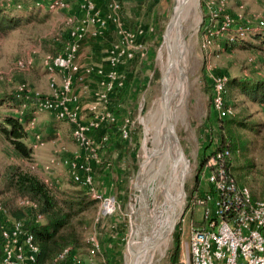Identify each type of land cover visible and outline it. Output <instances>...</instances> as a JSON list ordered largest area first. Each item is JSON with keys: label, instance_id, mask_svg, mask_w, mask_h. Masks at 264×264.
I'll list each match as a JSON object with an SVG mask.
<instances>
[{"label": "rangeland", "instance_id": "obj_1", "mask_svg": "<svg viewBox=\"0 0 264 264\" xmlns=\"http://www.w3.org/2000/svg\"><path fill=\"white\" fill-rule=\"evenodd\" d=\"M50 1L0 0V6H20V10H14V15L20 14L24 19L22 25L0 35V121L10 112L8 97L16 90L24 88L30 93L27 97L19 95L22 108L27 106L25 102L35 104L38 101L37 92L43 97L52 94L49 85L52 75L44 60L47 54L55 55L49 51L53 39L68 29L71 32L77 24L83 25L86 33L88 28L98 32L89 18L95 12L108 17L107 26H113L115 31L116 42L113 50L108 52L109 60L114 54L119 57L114 53L117 48L123 49L124 53L115 65L109 63L104 74L100 70L103 66L97 68L98 73L102 72V76L108 79L103 77L99 82V107L80 110L78 97L72 91L73 84L70 94L74 98L68 106L75 110L78 122L90 125L92 112L102 113L106 107L109 108L100 94L108 91L109 82L105 81L115 79L113 83L117 90L124 93L120 104L124 121L116 138L120 141L117 148L121 154L117 157L115 151L105 152V146L112 137L108 131L114 126L113 115L100 119L97 126L91 125L86 131L90 139L82 143L74 135L75 124L60 116L58 111L41 109L34 112V123L26 126L31 134H35L29 159L17 155L0 134V223L13 220L10 208L30 205L22 203L27 198L17 197L7 186L8 167L19 165L35 173L52 187L57 197L63 198L68 192L70 177L75 174L72 165L75 163L76 167L84 168L80 173L76 171L79 180L72 175L73 179L86 188L90 199L98 194L101 197L112 196L115 201L114 210L109 214L100 212V199L98 201L97 198L96 204L81 213L83 240L94 234L100 249L94 255H88L85 247L80 252L83 258L78 254L75 260L81 264H169L170 251L178 239L179 259H182L190 227L197 225V219L202 218L203 208L194 205L193 197L208 189L206 174L201 175L200 171L208 154L225 136L217 122V108L211 103L213 81L219 75H225L226 81L264 77V42L244 34V39L237 44L222 48L214 38L211 39L207 30L212 28L220 33L219 26L221 29L232 25L238 28L248 23L257 26L254 28H264V0H186L179 13L180 38L174 35L168 44L165 42V29L175 12L177 0H68L67 7L49 10ZM83 4L89 5L88 8ZM94 40L97 38L86 40V45H89L80 51V61L76 59L80 46L75 52L74 63L78 71L73 76L79 81L94 71L95 66L92 65L102 55L94 52V56L88 59L93 50L87 48ZM105 52L102 51L104 55ZM169 54L178 63L175 71L169 69ZM53 76L59 89L61 73ZM168 78L171 80L167 81ZM166 83H171V86ZM165 90L169 119L188 163L184 168L183 181L182 163L171 171L172 155L179 148L173 134L166 129ZM226 99L231 106L228 134L240 145L238 154L233 153L230 157L229 170L238 181L246 184L244 172L250 168L255 187L246 185L255 192L261 188L259 177L264 173V106L248 101L236 89L228 88ZM115 101L112 97L110 104ZM103 135L107 136L105 141L101 137ZM103 169L119 170L118 174L112 173L104 181L108 185V193H103L97 182ZM103 177L102 174L99 181ZM167 186L176 197L182 193L181 199H171L174 205L171 230L164 232L154 245L134 258L143 241L152 238L154 228L163 223L166 216L163 214L167 211L162 209L170 201ZM86 256L91 257L90 260Z\"/></svg>", "mask_w": 264, "mask_h": 264}, {"label": "built area", "instance_id": "obj_2", "mask_svg": "<svg viewBox=\"0 0 264 264\" xmlns=\"http://www.w3.org/2000/svg\"><path fill=\"white\" fill-rule=\"evenodd\" d=\"M67 4L68 0H51L48 9H62L67 7ZM83 5L87 8L89 6ZM91 15L89 18L97 30H102L107 26L108 17L95 12ZM88 21L89 19L86 22ZM262 23L260 21V24ZM85 34L84 26L77 24L70 32L71 40L67 43L65 50L55 55H46L44 63L49 74L52 75L49 83L52 94L43 97L37 92L38 101L35 103L37 108L35 112L41 109L56 110L60 116L66 117L72 124H75L74 135L82 143L85 139L86 142L89 141L90 136L86 134V131L91 128V125L97 126L100 119L113 115L109 106L112 99L110 93L113 89L111 82H109L108 91L100 94L105 106L109 108L106 107V111L102 113L92 112L90 125L85 126L78 122L75 110L72 106L71 108L68 106L74 98L70 94L73 75L78 71L74 63L75 52ZM114 53H117L119 57L116 54L112 55L111 65L119 62L118 58L123 56L124 50L120 51L117 48ZM57 72L61 73L59 89L56 87L53 76ZM225 81V75H219L213 81L212 103L220 113L231 112V107L224 108L222 98ZM16 91L18 97L21 94L24 97L30 94L24 88ZM28 123H34L33 117ZM101 137L103 141L107 139L105 135ZM230 157L231 153L228 148L216 150L207 156L200 174H206L208 189L193 197L194 205L203 208L202 218L197 219V225H191L183 258L179 259L176 264H264V177L261 188L254 192L250 186L236 180L232 175L227 162ZM65 162L68 163V160ZM72 165L79 173L84 168L76 167L75 163ZM76 171L72 175L74 179L79 180V174ZM89 179L90 176L87 178L88 182ZM95 198L98 201L100 199L102 214H109L114 210L115 201L112 196L101 197L95 194ZM24 200L22 203L34 206L28 199ZM85 241L89 255H94L96 251H99V241L94 234H89ZM37 254L38 246L34 242V236L24 223L19 220H3L0 223V264H37Z\"/></svg>", "mask_w": 264, "mask_h": 264}, {"label": "trees", "instance_id": "obj_3", "mask_svg": "<svg viewBox=\"0 0 264 264\" xmlns=\"http://www.w3.org/2000/svg\"><path fill=\"white\" fill-rule=\"evenodd\" d=\"M19 7L11 6L10 4L8 6H0V35L16 28L20 24L22 25V22L24 23V19L19 16L20 14L14 15V10H20ZM26 18L29 19L30 17L27 16ZM254 27L257 26L251 23L238 28L232 25L221 29L219 26L220 33L215 32L212 28H208L207 32H210L211 39L214 38L219 47L229 48V46H233L244 39V34L264 42V28ZM53 40V46L51 44L49 51L52 54L62 53L67 43L71 40L70 29ZM228 88L230 90L236 89L237 93L244 96L248 101L264 106V77L240 80L232 78L225 81L224 91L222 92L224 108L231 107L226 99ZM213 93V88H211V103ZM123 94L122 90H117L116 85L110 93L113 101ZM8 98L7 104L10 112L5 114L0 121V134L17 155L23 159H29L32 154L34 133L31 134L26 126L33 117V113L37 110L36 105L31 102H25L27 106L22 108V104L19 103L22 98H18L16 93L10 94ZM2 99L7 100L6 98ZM217 114H219L217 117L218 125L223 129L222 134L224 133L225 136L217 146H214L216 148L210 154L224 148L230 150L231 156L233 153L238 154L240 145H237L236 140L228 134L229 112H218ZM108 132L110 133V131ZM227 162L230 167V160ZM244 174L250 176V178H246V175L244 176L243 180L245 183L253 184L250 186L255 187L250 168L246 169ZM232 175L234 174L232 173ZM263 177L264 173L259 177L260 187ZM6 180L7 186L17 197L27 198L34 204V206L28 205L24 208L20 206L14 209L10 208L9 213L13 220H19L24 223L33 234L34 242L38 246L37 264H63L66 262L69 264H81L79 261L76 262L75 258H78V254L83 248L86 247L87 249V243L83 240L84 221L80 215L88 207L96 204L97 199H90L86 188L80 184V181L74 180L72 175L68 182V192L63 198L57 197L52 191V187L43 178L22 169L19 165L8 167ZM252 190L254 191V189ZM3 205L6 206L4 202ZM36 216H39V219ZM179 256L180 242L178 239L170 251L169 264H176Z\"/></svg>", "mask_w": 264, "mask_h": 264}, {"label": "crops", "instance_id": "obj_4", "mask_svg": "<svg viewBox=\"0 0 264 264\" xmlns=\"http://www.w3.org/2000/svg\"><path fill=\"white\" fill-rule=\"evenodd\" d=\"M31 19V18H29ZM97 33V34H96ZM97 38V40H94L93 43L90 44V46H88L87 50L92 49L93 52L90 53L87 57L88 59H91L92 56H94V52H100L101 57L98 58L96 61H98L96 64L92 65L94 67V71L88 75L87 77H85L82 81L77 80V78L75 79L74 77V81H73V86H72V91L77 95L78 100H79V106H80V110H86V109H91L93 107H95V109L97 108V106L99 107L101 104V100H99V94L97 90H101V87L99 85L100 79H102L104 76H102L104 74V72H106V70L109 68V55L108 52L109 50H113V44L114 42H116V35H115V31L113 29V26H106L105 28H103L102 30H99L98 32H94L93 30H90L88 28V32L84 35V37L82 38V40L80 41V47L78 48L77 54H76V59L79 60L80 59V51L84 50V48L89 45H86V40H89L91 38ZM34 46V45H32ZM112 46V48H111ZM111 48V49H110ZM86 50V51H87ZM102 51H106L105 55L102 53ZM80 61V60H79ZM102 67V72L99 74L98 73V67ZM83 67V66H82ZM90 77V80H88V77ZM92 78V79H91ZM104 79L108 80L107 78L104 77ZM115 80V79H114ZM114 80L112 81H105L107 82H115ZM91 84H90V82ZM89 82V83H88ZM113 88L115 87V83H113ZM46 89L48 91H50V89L48 88V86L46 87ZM95 91L96 94H95ZM85 94H87L85 96ZM128 94L130 95V92H128ZM124 95V94H123ZM123 95L122 96H118V98H116V101L114 102L113 105L110 106V109L112 111L113 117H114V126L113 128H111V136L110 140H109V144H107L105 147V152L106 153H111L114 152L117 154V157L120 156L121 154V150L119 147L120 141H118L116 138H118V135L120 134V127L123 125V110L121 109V102L123 101ZM86 98V99H85ZM49 127V126H48ZM51 130V126L49 128ZM47 133V132H46ZM118 169H116L115 171L113 170V172L107 171L106 169H103V171H101L99 178H98V184L101 185V190L104 192H106L108 185L104 184V181L107 180V178L112 175V173H116L118 174ZM103 174V179L102 181H99L101 175ZM100 182V183H99ZM109 182V181H107ZM109 184H111L109 182ZM108 193V192H106ZM86 253L87 249L85 248ZM82 253H79L80 258H83L81 256ZM89 255V254H88ZM88 260H90L91 257H88ZM86 258H84V261Z\"/></svg>", "mask_w": 264, "mask_h": 264}, {"label": "bare ground", "instance_id": "obj_5", "mask_svg": "<svg viewBox=\"0 0 264 264\" xmlns=\"http://www.w3.org/2000/svg\"><path fill=\"white\" fill-rule=\"evenodd\" d=\"M186 2V0H177V3H176V7H175V12H174V18L173 20L170 22L169 26H168V29L166 31V35H165V42L168 43V42H172L173 40V37L174 35L177 37V38H180V28H181V16L178 14V9H179V6L182 4H184ZM180 43V41H178ZM173 52V51H172ZM170 55L169 54V59H170ZM172 56V55H171ZM173 57V56H172ZM181 63V62H180ZM177 61L175 60V58L173 57L172 60H169V69H175L177 68ZM172 70V71H173ZM175 71V70H174ZM170 73V72H169ZM172 75V74H171ZM165 76V75H164ZM166 78V77H165ZM173 78V77H172ZM170 78L167 79V81H169ZM166 80V79H165ZM171 80V79H170ZM176 80V79H175ZM175 80H172V81H175ZM171 81V82H172ZM178 82V81H177ZM177 82H175L176 84H178ZM166 85L168 87L171 86V83L170 85H168V83H166ZM183 85V83H182ZM181 85V86H182ZM165 86V85H164ZM166 86V88L168 89V87ZM177 86V85H176ZM178 87V86H177ZM179 88V87H178ZM173 157V162H172V168L173 170H171L172 172L174 171V168L182 163V172H181V180L183 181V178H184V175H185V169L187 166H188V163H187V159H185L184 157V154L182 151H180L179 149H177V152L172 155ZM167 196L170 197V201L168 203H166V205H164V209L162 210H166L167 212L164 215H166L164 218H163V223L161 225H158V227L154 228L153 230V233H154V236L152 238H148L146 239L145 241H143V245L140 246V249L138 252H136L134 254V258H137L140 253L145 250H147V248L151 245H154L156 243V241L158 239L161 238L162 234L165 232H169L171 230V227L173 225V221H174V205L172 204V200H179L181 199L182 197V193L179 194V196H175L173 195L168 186H167ZM172 199V200H171ZM155 210V209H154ZM155 212V211H154ZM154 215H157L154 213ZM162 216V215H161ZM156 217V216H155ZM156 219V218H155ZM154 219V220H155ZM134 253V252H133ZM150 254V253H149ZM133 257V256H132ZM142 261H145V258L142 260Z\"/></svg>", "mask_w": 264, "mask_h": 264}, {"label": "water", "instance_id": "obj_6", "mask_svg": "<svg viewBox=\"0 0 264 264\" xmlns=\"http://www.w3.org/2000/svg\"><path fill=\"white\" fill-rule=\"evenodd\" d=\"M182 7H183V5L181 4V5L179 6V9H178V14L181 12ZM173 18H174V14H173L172 17H171L170 22L173 20ZM170 22L168 23V25H167V27H166V29H165V33H166L167 29H168V26H169ZM167 44H168V43H167ZM172 59H173V57L170 56V60H172ZM163 105H164V117H165V121H166V129H167V131H168L169 133H172V134H173V136H174V138H175V140H176V142H177V145H178L179 150L182 151V148H181L180 142H179V140L177 139V135H176V133L174 132V129L172 128V122H171L170 119H169V113H168L169 102H168V98L166 97V90L164 91V104H163ZM131 264H132V263H131Z\"/></svg>", "mask_w": 264, "mask_h": 264}]
</instances>
